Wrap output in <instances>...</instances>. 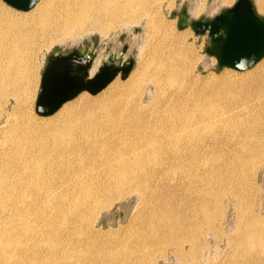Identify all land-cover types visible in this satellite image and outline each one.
Wrapping results in <instances>:
<instances>
[{"label": "bare ground", "instance_id": "bare-ground-1", "mask_svg": "<svg viewBox=\"0 0 264 264\" xmlns=\"http://www.w3.org/2000/svg\"><path fill=\"white\" fill-rule=\"evenodd\" d=\"M155 1L35 0L22 10L0 0V264H222L211 236L227 239L225 264H264V56L243 76L192 82L185 35L165 46L158 37L153 66L133 63L96 96L82 90L47 117L33 112L37 48L141 16L157 30ZM177 76L192 87L156 98ZM129 195L123 229L97 225Z\"/></svg>", "mask_w": 264, "mask_h": 264}, {"label": "rangeland", "instance_id": "rangeland-1", "mask_svg": "<svg viewBox=\"0 0 264 264\" xmlns=\"http://www.w3.org/2000/svg\"><path fill=\"white\" fill-rule=\"evenodd\" d=\"M235 0H228V1H221V0H173L172 7H168V0H162L161 5L158 7V1L156 0L154 3L150 4L149 6H153L154 9L159 10V19L162 25L159 29H155L151 24H147L144 22V16L135 17L134 20L125 23L122 20H115L110 24V27L105 33L100 32L93 29V30H77L70 33L68 36H56L52 43L48 46H43L36 49L34 55V71L36 74V83H35V93H34V103H33V112L38 117H47V116H40L36 113L34 109L36 95L39 89L40 83V76L41 72L46 64L47 56L50 52H57V53H66L72 48L80 47L83 48L85 46L94 47L97 49L98 53H107L111 49L115 51L123 50L122 54L127 55L131 54L134 58V68L141 66L143 63H150L152 59H159V46H155L157 43L158 37L164 40V46L169 44V37L173 35V38H177L175 35L183 34L184 41L181 43L187 45L191 52L189 53V66L190 71L192 74V82L194 79H205L204 77L207 76H221V75H230L232 77H239L243 76L244 72H239L236 70L221 69L220 71H215L212 67L215 64V59L213 56L207 54L205 52V46L207 44V36L206 34H196L190 28V26L186 25L184 28L177 27V20L181 14V10L183 8L187 12V19L189 18H196L199 16L205 15H212L217 13V11L221 8L228 7L232 5ZM254 6L256 10L264 15V12L258 9V0H253ZM202 3V9L197 13L196 7ZM212 5V6H211ZM208 9L206 10V8ZM16 11V10H15ZM151 12V10L149 11ZM171 12H175V15H170ZM151 26V27H150ZM155 32H152L154 31ZM161 35H165L164 37ZM204 63L206 65H204ZM127 76L122 79L120 78V74L115 76V80L118 81H126ZM113 82V81H112ZM111 82V83H112ZM179 87L183 88L180 89ZM192 87V83L187 82L186 78L181 76H177L176 80L173 82L171 86H167L163 88L164 90H160L156 96V98H162L164 96H168L170 94H178L184 90L189 89ZM151 88V84L149 85ZM104 90V89H103ZM102 91V90H101ZM101 91L97 92L96 94H90L89 96H96ZM150 92V91H149ZM149 92L147 93L146 97L144 98V103H149L151 101ZM165 92V93H163ZM77 96V95H76ZM75 98V97H74ZM72 98V99H74ZM72 99H70L72 101ZM68 100V101H70ZM152 103V102H151ZM55 113V112H54ZM49 116V115H48ZM260 172L259 181H264V175ZM261 178V179H260ZM259 198H263L264 194L258 195ZM136 199L133 195H129L124 199L117 200L113 203V205L105 209L101 212L99 217V221L97 225H101L104 229L107 226L113 229H123L125 225L128 223L129 215L133 211V207L135 206ZM263 209H264V202H263ZM231 212V213H230ZM235 215V216H234ZM230 216V217H229ZM227 219V220H226ZM236 219V212L230 206L227 210L226 217L224 220L225 232L229 233L235 224ZM218 222L214 220L211 222L213 225ZM226 222V223H225ZM223 226V227H224ZM227 227V228H226ZM231 229V230H230ZM212 237V236H211ZM209 237V241L212 245H217L221 247L219 252L214 253L216 255L217 261L222 264H225L229 259V253L227 254V239L219 236ZM220 239V240H219ZM17 240V239H16ZM226 240V241H225ZM217 241L219 243H217ZM221 241V242H220ZM226 243V244H225ZM225 246V248H223ZM219 255V256H218ZM149 261H153V257H148ZM159 264H167L163 259L159 258ZM174 264L173 257L169 256V263Z\"/></svg>", "mask_w": 264, "mask_h": 264}, {"label": "water", "instance_id": "water-1", "mask_svg": "<svg viewBox=\"0 0 264 264\" xmlns=\"http://www.w3.org/2000/svg\"><path fill=\"white\" fill-rule=\"evenodd\" d=\"M18 9H28L35 0H4ZM170 15L174 16L175 12ZM184 9L177 20V27L190 26L196 34H207L205 52L213 55L215 71L230 67L242 71L252 67L264 56V15L259 13L253 0H235L212 15L187 19ZM123 50L111 49L97 70L89 75L88 67L98 51L94 47H75L66 53L50 52L41 73L40 89L35 101L39 115L53 113L64 101L86 90L96 94L119 72L125 78L134 58L131 54L122 59ZM241 62L237 67V62ZM122 62V63H120Z\"/></svg>", "mask_w": 264, "mask_h": 264}, {"label": "clouds", "instance_id": "clouds-1", "mask_svg": "<svg viewBox=\"0 0 264 264\" xmlns=\"http://www.w3.org/2000/svg\"><path fill=\"white\" fill-rule=\"evenodd\" d=\"M244 60V58H241V61L237 62V67H240L241 62Z\"/></svg>", "mask_w": 264, "mask_h": 264}, {"label": "flooded vegetation", "instance_id": "flooded-vegetation-1", "mask_svg": "<svg viewBox=\"0 0 264 264\" xmlns=\"http://www.w3.org/2000/svg\"><path fill=\"white\" fill-rule=\"evenodd\" d=\"M183 10H184V8H183ZM183 10H181V13H182Z\"/></svg>", "mask_w": 264, "mask_h": 264}]
</instances>
